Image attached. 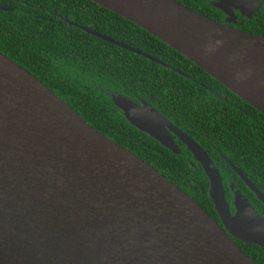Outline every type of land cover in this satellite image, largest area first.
I'll use <instances>...</instances> for the list:
<instances>
[{
    "label": "water",
    "instance_id": "1",
    "mask_svg": "<svg viewBox=\"0 0 264 264\" xmlns=\"http://www.w3.org/2000/svg\"><path fill=\"white\" fill-rule=\"evenodd\" d=\"M91 1L156 36L264 114V34L220 23L178 0ZM235 1L247 16L258 8L256 0ZM217 6L234 18L229 7ZM113 100L132 126L178 154L176 137L192 153L222 226L0 51V264H256L236 242L264 247V216L248 196L232 183L228 201L204 147L146 101ZM226 161L264 205L260 188Z\"/></svg>",
    "mask_w": 264,
    "mask_h": 264
},
{
    "label": "trees",
    "instance_id": "2",
    "mask_svg": "<svg viewBox=\"0 0 264 264\" xmlns=\"http://www.w3.org/2000/svg\"><path fill=\"white\" fill-rule=\"evenodd\" d=\"M0 5L12 7L0 10V51L95 129L151 164L218 218L208 195V178L192 153L182 145L175 154L132 126L113 100L114 96L142 98L202 145L223 182L232 179L264 216L263 204L246 184L241 187L236 182L237 174L226 161L264 193L262 112L156 36L96 2L0 0ZM69 22L91 27L160 62ZM248 30L264 34V14L251 21ZM236 241L256 264H264V247Z\"/></svg>",
    "mask_w": 264,
    "mask_h": 264
},
{
    "label": "flooded vegetation",
    "instance_id": "3",
    "mask_svg": "<svg viewBox=\"0 0 264 264\" xmlns=\"http://www.w3.org/2000/svg\"><path fill=\"white\" fill-rule=\"evenodd\" d=\"M179 1H181L183 4L187 5L188 7L192 8L193 10H196L202 14H205L208 17H210V18H212V19H214L220 23H223V24H226V25H229V26H232V27L244 30V31H248V32H252V31L248 30L249 23H251V21H253V20L259 21L260 17H262V14H264V0H256L258 3V8L250 16H247V15H245V13H243L242 9L243 10H246V9L239 7L235 0H179ZM217 4H223L224 6L229 7L230 12L231 13L233 12V14L235 15L234 18L226 10L222 9L220 6H217ZM193 7L197 8V9H195ZM198 9H200V10H198ZM141 101H145V100H143L142 98H136L135 99V102H137V103H141ZM174 138H175V142L179 146L180 152H181V146L184 144H182L178 138H176V137H174ZM231 169L234 171V169L232 167H231ZM237 177H238V179L237 180L235 179L236 182L238 184H240L241 187H243V184L245 185V183L241 180V178L239 177L238 174H237ZM222 182H223V180H222ZM223 187H224L225 196H226L227 200L230 201L232 199V187H233L232 186V179H229L228 181L223 182ZM256 205L259 206L258 204H256ZM261 211H264V205H263V208H261ZM215 219L222 226V223L220 222L219 218H215Z\"/></svg>",
    "mask_w": 264,
    "mask_h": 264
}]
</instances>
